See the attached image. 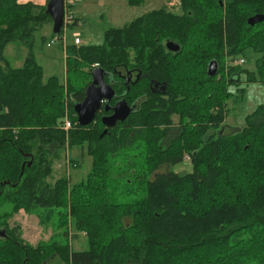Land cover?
<instances>
[{
    "label": "trees",
    "instance_id": "16d2710c",
    "mask_svg": "<svg viewBox=\"0 0 264 264\" xmlns=\"http://www.w3.org/2000/svg\"><path fill=\"white\" fill-rule=\"evenodd\" d=\"M21 1L0 0V210L8 205L0 214V264H264V104L238 132L223 133L232 90L243 79L264 85V22L249 25L264 16V0H175L177 12L163 5L108 29L102 46L66 47L65 85L55 77L45 83L33 55L36 35L53 25L47 6ZM72 16L75 28L80 19ZM64 34L52 37L65 41ZM168 42L180 51L168 53ZM11 44L28 52L22 67L7 60ZM247 50L259 55L253 71L239 65ZM213 61L219 74L210 78ZM96 65L129 105L142 101L106 135L100 114L81 127L75 112ZM129 72L138 78L131 81ZM153 82L166 97L153 92ZM173 114L179 126H172ZM85 148L92 166L84 181L71 188L63 177L48 182L55 162L74 149L84 159ZM186 154L192 172L173 171ZM164 166L170 172L158 173ZM233 180L250 187L241 194ZM120 181L137 197L130 203L110 201ZM20 210L37 213L43 224L55 218L66 238L84 234L86 248L56 239L27 244L9 223Z\"/></svg>",
    "mask_w": 264,
    "mask_h": 264
},
{
    "label": "rangeland",
    "instance_id": "374dc122",
    "mask_svg": "<svg viewBox=\"0 0 264 264\" xmlns=\"http://www.w3.org/2000/svg\"><path fill=\"white\" fill-rule=\"evenodd\" d=\"M163 5L169 6L171 8L170 10H174L175 12L180 8L179 2L175 0H147L141 7H131L128 4V0H83L80 3H75L74 6H69V13L80 19V26L67 28L64 34L65 41H53L55 38L52 37V30L49 33L41 31L36 35L33 55L36 62L43 68L44 82L46 83L51 78L55 77L62 85L66 84V47L71 48L76 46L77 35H79L81 41L80 47L102 46L105 44V33L108 29L123 28L143 15L159 9ZM51 28H53V26ZM42 37L46 38V43H43ZM48 44L51 45L48 46ZM27 54L28 52L26 49L22 48L19 44L9 45L5 53L7 60L14 68L22 67ZM258 57L259 55L253 50H247L244 55L239 57V61L244 60L245 64L241 66L244 69L253 71L256 68ZM240 87V89L235 88L232 90L234 97L229 102L231 114L224 125L226 126L223 132L225 135L238 132L246 125L248 117L264 104V85L262 83H247L245 79H243V83ZM242 88H245L243 92L241 91ZM177 116L179 117V115ZM175 121L177 120L175 119ZM86 152L87 150L85 148V151H83L85 156L84 159L79 158V156L82 155V151L79 149L70 151L68 156L64 154L62 161L55 162L52 178L49 179L48 182L54 183L63 177L68 180L69 188H71L74 184L84 181L92 166V159ZM134 155L137 156L138 154ZM186 155L189 156L190 154ZM137 157H139V155ZM69 158L81 162L80 168H73ZM131 159L132 158H130L128 162H131ZM139 160L142 159L140 158ZM125 161L127 160L121 162V171L127 169ZM170 169V166H164L158 173H169ZM116 171L117 169L113 170L114 173H116ZM173 171L178 173H191V162L185 161L183 164L175 166ZM151 178H154V175H152ZM128 180L131 181L132 179ZM233 183L236 191H239L241 194L250 187V185H244L235 182V180H233ZM134 188H137V185H135ZM127 189L128 187L125 181H120V183L116 185L112 184L110 188V201L117 204H125L137 198L129 197L126 193ZM139 197H143L142 192H140ZM7 209L8 205L3 206L0 210V214ZM43 212L46 213L45 211ZM9 223L11 227L19 226L22 238L27 244L33 247L42 242H49L52 239H56L63 244L71 243L72 250H83L87 246V239L84 234H81L78 240L64 237L63 232L65 229H58L56 227L55 218L53 221L51 220L49 223L43 224L39 220L37 213L20 210L9 220ZM74 235V231L71 230L69 237H73Z\"/></svg>",
    "mask_w": 264,
    "mask_h": 264
},
{
    "label": "water",
    "instance_id": "95a60500",
    "mask_svg": "<svg viewBox=\"0 0 264 264\" xmlns=\"http://www.w3.org/2000/svg\"><path fill=\"white\" fill-rule=\"evenodd\" d=\"M47 14L53 21V34L60 35L65 25V1L64 0H49L47 4ZM264 22V16L257 15L249 19V25L255 26ZM167 47L172 52H179L180 46L174 42H169ZM219 74V64L213 61L208 66V76L215 78ZM105 72L103 69L96 68L92 73V81L86 90V96L83 102L75 106V112L78 117V124L81 127H88L96 121L98 113L101 111L104 103H106V110H109V104L115 99L116 91L107 84L105 80ZM129 88V86H128ZM165 90V88H164ZM135 113L133 108L128 105L125 100L119 101L113 108V115L104 117L102 119L103 125L106 127L104 135L108 133V129L114 128L118 123L125 122L131 114ZM32 162H30L31 165ZM25 170L23 165L22 174ZM0 236H6L4 232H0Z\"/></svg>",
    "mask_w": 264,
    "mask_h": 264
},
{
    "label": "flooded vegetation",
    "instance_id": "af4514ba",
    "mask_svg": "<svg viewBox=\"0 0 264 264\" xmlns=\"http://www.w3.org/2000/svg\"><path fill=\"white\" fill-rule=\"evenodd\" d=\"M169 43V42H168ZM168 43H166L165 44V49H166V51L168 52V53H175V52H172V51H170L169 49H168V47H167V44ZM131 74V75H130ZM138 74H133V73H131V72H129V73H127V77L129 78V77H131V81H134V80H136L137 78H138ZM128 78H126L125 79V81L127 82V80H128ZM131 83V82H130ZM153 92L157 95V96H160V97H166V89L164 90V86L163 85H161V84H157V83H155V82H153ZM121 100H125L126 102L128 101V98H125V94H120V95H117L116 94V97H115V99L109 104V107H110V109L109 110H106L105 109V107H106V103H104V105H103V109H101V111L98 113V114H100V119H101V121H102V119L104 118V117H108V116H112L113 115V108L115 107V105L119 102V101H121ZM141 98L140 99H138L134 104H132V105H129L130 107H132L133 108V110H134V112L135 113H137V111L139 110V107L141 106ZM128 103V102H127ZM174 116H172V121H173V123H172V126H174V127H176V126H179L180 125V123H181V121H180V119H179V117L177 116V114H173ZM175 119L177 120V121H175ZM122 123V122H121ZM124 123V122H123ZM0 232H2V230H0ZM0 238H4V236H0Z\"/></svg>",
    "mask_w": 264,
    "mask_h": 264
},
{
    "label": "built area",
    "instance_id": "2783aa9c",
    "mask_svg": "<svg viewBox=\"0 0 264 264\" xmlns=\"http://www.w3.org/2000/svg\"><path fill=\"white\" fill-rule=\"evenodd\" d=\"M65 1V11H66V15H65V25H64V30L66 32V29L69 28V24L73 23V16L69 13L68 8L69 6H74L75 3L80 2L81 0H64ZM171 7V4H170ZM57 39H53V41H56ZM52 41V43H53ZM51 44H48V46H50ZM81 45V41L79 38V35L76 36V46H80ZM245 64L244 60H241L239 62V65H243ZM98 67V65L95 66V69ZM65 130L66 131H70L71 129H73L74 124L71 121H66L65 123ZM185 161L191 162V156H185Z\"/></svg>",
    "mask_w": 264,
    "mask_h": 264
},
{
    "label": "crops",
    "instance_id": "0c3cea01",
    "mask_svg": "<svg viewBox=\"0 0 264 264\" xmlns=\"http://www.w3.org/2000/svg\"><path fill=\"white\" fill-rule=\"evenodd\" d=\"M82 1L83 0H81L80 2H82ZM48 2H49V0H22L21 1L22 4L32 3V4H35V5H39V6H47ZM52 26L46 27V29L44 30V32L49 33L52 30V33H53V28H51ZM78 26H80V22H79V25Z\"/></svg>",
    "mask_w": 264,
    "mask_h": 264
}]
</instances>
